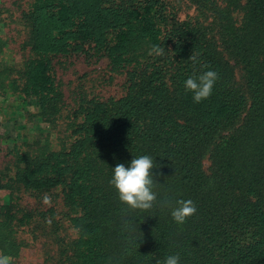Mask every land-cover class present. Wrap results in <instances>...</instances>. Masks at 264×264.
Returning <instances> with one entry per match:
<instances>
[{
  "label": "trees",
  "instance_id": "obj_1",
  "mask_svg": "<svg viewBox=\"0 0 264 264\" xmlns=\"http://www.w3.org/2000/svg\"><path fill=\"white\" fill-rule=\"evenodd\" d=\"M0 115L12 264H264V0H0ZM141 155L157 201L125 212L112 168Z\"/></svg>",
  "mask_w": 264,
  "mask_h": 264
},
{
  "label": "clouds",
  "instance_id": "obj_2",
  "mask_svg": "<svg viewBox=\"0 0 264 264\" xmlns=\"http://www.w3.org/2000/svg\"><path fill=\"white\" fill-rule=\"evenodd\" d=\"M164 48L153 46L148 55L162 56ZM193 63L197 62L196 56L189 57ZM204 67H207L205 65ZM218 79V74L213 70H208L196 76L187 78L184 82L186 92L192 93V99L195 103H200L210 97L213 86ZM157 167L153 158L149 155H141L133 158L126 167L123 163L117 164L112 168V176L109 185L112 186L117 194L118 200L125 205V212L135 210L147 211L152 209L157 201V193L153 190L157 184L152 175V169ZM43 204L51 206V198L45 194L42 198ZM176 206L171 210V218L177 224H184L186 220L195 215L196 206L192 200H177ZM162 206L171 207V202L165 200ZM180 257L178 255L167 256L163 264H179ZM0 264H12V258L8 255L0 253ZM155 264H161L157 259Z\"/></svg>",
  "mask_w": 264,
  "mask_h": 264
},
{
  "label": "rangeland",
  "instance_id": "obj_3",
  "mask_svg": "<svg viewBox=\"0 0 264 264\" xmlns=\"http://www.w3.org/2000/svg\"><path fill=\"white\" fill-rule=\"evenodd\" d=\"M2 117H7L9 120L6 123H2V126L7 128V130H9L14 135H16V133H17L16 130H17L18 126L21 124L24 125L23 130L26 134H32V133L41 132L44 130V124L43 123H38V122L36 123V121L23 123V118L16 115V113L3 114ZM12 122L13 123L15 122V124L13 125ZM203 164L206 165L207 162L204 160ZM0 199L4 200L5 195L1 193Z\"/></svg>",
  "mask_w": 264,
  "mask_h": 264
}]
</instances>
